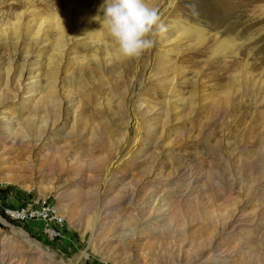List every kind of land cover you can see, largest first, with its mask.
<instances>
[{
	"label": "rangeland",
	"instance_id": "obj_1",
	"mask_svg": "<svg viewBox=\"0 0 264 264\" xmlns=\"http://www.w3.org/2000/svg\"><path fill=\"white\" fill-rule=\"evenodd\" d=\"M74 1L60 60L55 0H0V264H264V0H146L139 58Z\"/></svg>",
	"mask_w": 264,
	"mask_h": 264
},
{
	"label": "clouds",
	"instance_id": "obj_2",
	"mask_svg": "<svg viewBox=\"0 0 264 264\" xmlns=\"http://www.w3.org/2000/svg\"><path fill=\"white\" fill-rule=\"evenodd\" d=\"M100 15L94 17L115 40L120 53L127 58H139L154 44L152 37L158 26L159 16L146 0H104Z\"/></svg>",
	"mask_w": 264,
	"mask_h": 264
},
{
	"label": "bare ground",
	"instance_id": "obj_3",
	"mask_svg": "<svg viewBox=\"0 0 264 264\" xmlns=\"http://www.w3.org/2000/svg\"><path fill=\"white\" fill-rule=\"evenodd\" d=\"M55 7H56V23L59 30V39L57 43L58 48V54L60 57V60L63 58V51L65 50L67 45L69 44L70 40H72L75 37V33L81 28L83 29L84 23L87 21V18L80 15L79 8L77 7V4L74 0H55ZM1 16V15H0ZM1 19V18H0ZM3 21H0V34L7 32L8 30L12 29L14 31H17L16 24L13 23L12 27L5 26V24H2ZM100 30L103 28H99ZM103 32L107 33L105 29L102 30ZM78 34V33H77ZM67 35L70 36L69 39L66 38ZM100 35L99 31H96V33L93 34ZM91 38V37H90ZM89 38V39H90ZM96 38H98L96 36ZM90 41L93 42V38L90 39ZM100 42V39L97 41Z\"/></svg>",
	"mask_w": 264,
	"mask_h": 264
},
{
	"label": "built area",
	"instance_id": "obj_4",
	"mask_svg": "<svg viewBox=\"0 0 264 264\" xmlns=\"http://www.w3.org/2000/svg\"><path fill=\"white\" fill-rule=\"evenodd\" d=\"M7 213L16 219H23L28 220L32 218H41L46 221L47 229L50 230L52 233H58L56 228H54L55 225H60L63 223V217L57 214L56 210L54 209V206L48 205L44 206L42 209H35V207L32 206H26L19 209H9L7 210Z\"/></svg>",
	"mask_w": 264,
	"mask_h": 264
}]
</instances>
